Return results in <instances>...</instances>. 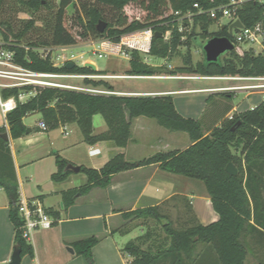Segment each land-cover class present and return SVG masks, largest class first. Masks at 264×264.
<instances>
[{
	"label": "trees",
	"instance_id": "1",
	"mask_svg": "<svg viewBox=\"0 0 264 264\" xmlns=\"http://www.w3.org/2000/svg\"><path fill=\"white\" fill-rule=\"evenodd\" d=\"M2 1L0 0V6ZM73 1L59 0L58 9L49 20L43 21L49 25L51 36L48 40L23 42L25 35L35 26V19L26 21L24 27L17 32L11 22L0 20V35L4 41L11 44L10 48L15 51L18 63L39 71L101 75L104 74L101 69L93 70L84 65L76 64L71 70L66 68V64L55 66L50 55L41 58L34 48L75 45L78 38H89L94 34L119 41L125 33L147 27H151L154 32L150 53L165 57L170 50L175 51L181 44L190 45L192 38H197L195 29H192L191 33L186 29L189 19L180 20V17L188 12H194V24L199 23L201 27L202 43L214 36H229L233 40V35L229 32L232 22L222 25L217 31H209L210 26L218 20L208 14H196L197 8L194 7L196 2L206 9L229 0H96L97 4L108 5L116 11V16L103 32L97 29L100 21L105 20L102 11L87 2H83L81 14L72 16L71 27L77 31L73 32L66 26L67 8ZM20 2L23 7L32 11L49 5L48 0ZM128 7H138L141 13H130ZM177 12L179 14H176ZM236 14L245 27L261 23L264 28V1L248 0L238 6ZM181 27L183 30H180ZM167 31H171L169 39L165 38ZM131 54L129 74L154 76L162 71L159 66L143 61L137 50L131 51ZM185 63L179 70H196L202 76L264 75V54L257 53L253 47H247L244 55H239L233 50L217 61H207L205 58L198 62L196 69H193L190 54L185 57ZM177 71L171 70L170 73L176 75ZM83 81L94 88L103 86L106 90L114 91V86L104 79L85 78ZM30 89L10 88L5 89L3 93L8 97ZM38 90L36 96L26 102H20L15 110L7 113L6 120L13 138L27 134L29 127L25 125L23 118L32 112L42 114L47 130L58 128L61 124L77 122L84 140L88 143L113 140L121 147L127 146L132 120L139 116L156 119L167 129L184 131L190 135L193 143L187 148L157 152L136 163L128 162L125 155L119 153L100 169L81 165L80 172L87 175L88 183L65 193L70 197V200L65 201V206H69L75 201L77 194H86L96 186L107 187L115 173L153 163L159 164L165 171L205 183L213 208L219 214V219L210 224L204 225L199 221L190 201L184 197L182 201L185 200L188 216V225L185 227H175L160 206L138 208L124 213L125 218H153L166 233V237L155 249L151 245L144 248L151 240V231L128 241L123 251L129 254L132 260L127 264H208L209 260V264H215V260L216 264H245L248 251L252 249L248 236L251 235L258 246L264 245V100L253 108L235 112L232 117L225 118L220 124L215 123L204 131L201 120L186 117L178 111L171 95L101 94L52 87ZM231 108L227 107L225 112H229ZM95 114L104 117L108 125L107 131L94 133ZM6 130L5 126L0 127V187L5 190L10 201L15 242L19 243L23 256H34L32 244L23 237L21 231L23 221L18 209L21 194L17 171L9 140L1 135ZM56 157L58 171L52 178L59 182L65 180L73 171L65 170L70 163L68 160L58 154ZM230 162L237 167V175L226 171ZM176 198L178 197L174 196L166 201V204ZM98 242L99 238L96 236L76 242L77 254L83 255L89 264H94L93 247ZM202 243L208 247L197 251V246ZM209 250L212 254H208ZM209 255L213 257V261Z\"/></svg>",
	"mask_w": 264,
	"mask_h": 264
},
{
	"label": "crops",
	"instance_id": "2",
	"mask_svg": "<svg viewBox=\"0 0 264 264\" xmlns=\"http://www.w3.org/2000/svg\"><path fill=\"white\" fill-rule=\"evenodd\" d=\"M224 24L225 22H220L219 27ZM130 67L128 65L125 68L127 74L115 75L114 73L112 75L113 72L109 71L105 78L164 80L188 78L175 75L166 77L129 75ZM97 68L99 69L98 65ZM194 78L234 82L200 87H171L165 83L129 86L123 83L122 88H119L116 84H111L114 86L115 93L113 94L117 95H171L173 99L176 95L186 92L227 93L228 90L235 91L234 95L228 92L232 98L238 93L241 96L245 93L246 100L239 102L245 106L241 110L253 108L260 103V100L250 98L251 95H254L253 97L264 95V92L260 90L243 87L226 89L230 86L249 84L250 81L243 79L229 76ZM251 101L256 102L250 105ZM238 108V105H233L231 110L225 112L219 119L228 116L232 111L239 110ZM178 111L181 112L179 109ZM33 114L41 117L35 119L33 123H27V117ZM41 121L43 119L40 112L26 115L23 122L32 128L31 132L13 138L6 116L0 109V127L5 126L9 134L20 194L27 199L40 200L55 221L51 227L35 231L29 240L34 248V256L29 254L23 256L22 264H88L83 255L77 254L76 242L91 236L99 238V242L93 247L95 264H127L132 257L124 252L123 248L128 241L137 238L142 233L137 232L138 228H130V225L138 218H125L124 213L150 206L167 208L173 202L166 204V201L174 196L178 197L176 198L178 203L183 200V197L188 199V191L191 187L189 184L184 185V175L165 171L157 163L136 166L115 173L111 183L105 188L96 186L86 194H77L75 201L65 206V201L70 200L65 193L85 186L88 183V177L82 172L73 171L63 181L53 180V174L58 171L56 156L61 155L74 165L100 169L119 153H123L128 162L136 163L157 152L185 149L193 143L190 135L189 139L184 140L185 135L183 138L180 137L181 132L184 131L170 130L161 126L156 119L139 116L132 120L129 143L121 147L113 140L86 142L77 122L61 124L55 129L42 130L39 126ZM93 127L95 134L108 130L107 122L101 114L94 115ZM37 128L40 129L39 132L34 130ZM34 132L37 134H32ZM147 147L154 149L148 155L144 151ZM197 196L199 200L197 203L189 201L199 221L204 225L217 221L219 214L213 208L208 190ZM15 244V227L10 218V201L5 190L0 187V264L9 263ZM70 248H73L74 252Z\"/></svg>",
	"mask_w": 264,
	"mask_h": 264
},
{
	"label": "rangeland",
	"instance_id": "3",
	"mask_svg": "<svg viewBox=\"0 0 264 264\" xmlns=\"http://www.w3.org/2000/svg\"><path fill=\"white\" fill-rule=\"evenodd\" d=\"M49 5L48 6H43L40 10L38 11H32L29 10L25 7H23L22 3L20 0H3L1 2L0 6V20H6L11 22V24L14 27V30L17 32L21 28L24 27L25 22L30 20V19H35L36 23L31 30L28 31V33L25 35L23 38L24 43H28L30 41L34 40H48L50 39V30H49V25L44 23V20H49L53 13L58 9V3L59 0H48ZM83 2L90 3L91 5H96L99 7V9L103 13V18L105 19L108 24L111 22L114 17L116 16V11L108 6V5H101L97 4L96 0H74L71 5L68 6L67 8V15H66V26L70 28L73 32L77 31L76 28L71 27V24L73 22V15L76 16L78 14H81L82 11V4ZM130 13H134L135 15H139L141 11L139 10L138 7H128L127 8ZM220 22H227V19H223L220 21H215L211 26H210V31H217L220 27ZM194 19L189 20V25L186 28L188 33H191L192 29H195L196 31V36L197 38H192V43L190 45L186 44H181L178 46V48L175 51L170 50L168 52V55L165 57L157 56V55H152L151 53H145V52H139L141 59L151 65L154 66H159L162 68V71L159 72L160 77H166V76H174L172 73H170L171 70H178L176 72L175 76H187L190 79H132V78H127V79H120V78H105L102 76H98L93 79H104L107 81H110V83L116 84L117 87L122 88V84H127L129 86H150V85H156V84H161L165 83L171 87H181V86H188V87H200V86H206V85H218V84H228L232 83L234 81H228V80H203V79H196L194 77H200L202 76L199 72L196 70L191 71V72H183L179 70L180 67H184L186 65L185 63V57L190 54L191 59H192V66L193 69H196L198 62H202L205 59V53L201 47L202 45V30L199 25V23L196 25L194 24ZM107 28V27H106ZM0 38L2 36L0 35ZM101 36L98 35H91L89 38H78V42L75 45H69L65 46V50L57 49L53 51V59L55 62L59 64V66L63 65V61H73L78 65H82L83 61L87 59L86 62H96L98 65L99 69H101L104 74L101 75H108L109 71H112L114 75H122V74H127L125 68L126 66L130 65V59L132 57V54L129 53L128 56L125 57V55H119V56H102L100 57L98 53H94V47H99L98 43H93L97 42L99 40H103ZM197 40V41H196ZM208 39L205 40V42ZM256 46V45H253ZM259 48V47H257ZM84 53V54H83ZM225 56V55H224ZM223 56V57H224ZM222 57V58H223ZM129 74V73H128ZM97 75V74H95ZM131 75V74H129ZM64 82H69L73 83L79 86H85V87H93L90 84H87L85 81H83L82 78H68V79H63ZM100 90H104L105 87L100 86L98 87ZM232 95L235 94V91H229ZM227 92V93H228ZM227 93H205V92H186L183 94L176 95L174 100V103L179 109L182 115L186 117H193L198 120H201L203 123V128L204 131H207L210 129L216 122L220 124L225 118L232 117V115L235 112H240L244 111L245 109L241 110L244 108V105H241L239 102H244L246 98H244L245 93L241 96L240 93L237 94L236 97L229 96ZM257 95V94H255ZM157 96V95H154ZM212 96L210 99L209 97ZM254 95H251L250 98L252 97L255 98V100H264V95H258L256 97H253ZM263 98V99H262ZM209 99V100H208ZM251 99V100H252ZM250 105L255 104L254 101H251ZM238 105L239 110L232 111L228 116L224 117L223 119L221 116L224 114L225 110L227 107H232L233 105ZM41 116L37 114H33L31 116H28L26 119L27 123H33L36 120L40 118ZM217 124V123H216ZM40 129L37 128L36 132H39ZM36 132L32 134H37ZM183 138L185 135L184 140L189 139V134L187 132H181ZM183 141V140H182ZM152 149L151 147L145 148L144 151L146 155L150 154ZM185 177V184L184 185H190V190L188 191L189 193V198L188 200L197 203L199 200L197 199V195L201 194L204 191H207L206 185L203 181L193 179L187 176ZM187 190V189H185ZM187 199V198H185ZM187 200V201H188ZM185 201V200H184ZM176 202L173 201L171 203V206L167 208H164L162 211L168 214V216L171 218L173 221L175 227H185L188 225L186 220H188V216L186 214V207H185V202ZM173 205V206H172ZM138 224V225H135ZM142 226V227H141ZM130 228H138L137 232L145 234L147 231H151V240L147 242L144 245V248H147L149 245L153 247V249L157 248L158 244L163 240V238L166 237V233L164 232L163 228L161 225L158 223L153 218H148L146 220L144 219H138L135 222H133L130 225ZM136 234V233H135ZM249 243L251 245V248L248 251L247 258L245 264H264V245H257L256 242L253 241V238L251 235L248 236ZM204 247H208L206 244H199L197 246V251H202ZM208 254H212V252L209 250ZM206 254V255H208ZM205 255V257H206ZM211 257V255H209ZM214 256V254H213ZM94 257V256H93ZM209 257V258H210ZM206 259V258H204ZM211 260L213 257L210 258ZM87 261V260H86ZM207 261V260H206ZM213 261V260H212ZM210 263V260L208 264ZM217 261L215 260V264ZM89 264V263H88ZM95 264V262H94Z\"/></svg>",
	"mask_w": 264,
	"mask_h": 264
},
{
	"label": "built area",
	"instance_id": "4",
	"mask_svg": "<svg viewBox=\"0 0 264 264\" xmlns=\"http://www.w3.org/2000/svg\"><path fill=\"white\" fill-rule=\"evenodd\" d=\"M248 0H229L228 2L220 3L217 6L211 8H203L199 2L194 4L197 8L196 14H208L212 18L218 21L227 19L225 24L234 23L239 20L236 17V11L238 6ZM264 1V0H258ZM176 14H179L177 12ZM194 12H188L180 17V20L193 19ZM183 30V27L180 28ZM154 35L153 29L147 27L144 29L125 33L121 36L119 41H113L109 38H104L97 42L99 47H94V53H98L102 56H128L133 50L138 52L150 53L152 37ZM171 31H167L165 38L169 39ZM234 50L239 55H244L247 47H253L257 53L264 54V28L261 23H257L253 27L235 28L233 33ZM256 45V46H253ZM11 44L7 43L0 38V109L6 116L7 113L15 110L20 102H26L31 97L38 94V88L52 87V88H65L74 89L80 91H86L91 93L101 94H113L115 91L100 90L94 87L79 86L73 83L64 82L63 79L68 78H96L98 76L105 77L106 75H94L86 73H64V72H46L34 70L29 67L23 66L15 59V51L10 48ZM259 47V48H257ZM28 50L29 47H26ZM61 49L65 50V46L53 45L48 47H35L34 50L39 52L41 58H46L49 55L55 66H59L53 59V51ZM84 54V53H83ZM85 59L82 65L87 62ZM67 60L63 61V65L67 64ZM62 65V66H63ZM224 77V76H222ZM228 77V76H226ZM230 78H238L250 81L249 84L243 86H230L226 89H233L243 87L244 89L260 90L264 92V75L259 76H229ZM30 87L28 91H22L18 95H10L6 97L4 95L5 89L10 88H23ZM42 130H47V125L44 121L39 123ZM19 214L22 218L23 224L21 231L23 237L27 241L31 240L35 231L41 228H48L54 224V219L49 215L43 203L38 199H27L21 196L18 204Z\"/></svg>",
	"mask_w": 264,
	"mask_h": 264
},
{
	"label": "water",
	"instance_id": "5",
	"mask_svg": "<svg viewBox=\"0 0 264 264\" xmlns=\"http://www.w3.org/2000/svg\"><path fill=\"white\" fill-rule=\"evenodd\" d=\"M107 25L108 23L106 21H100V23L97 26V29L100 32H103L107 27ZM243 27H244L243 23L240 20H236L234 23H232L229 26V32L231 35H233L235 28H243ZM201 47L205 53V58L207 61H217L221 59L224 55L229 53L230 51L234 50V43L232 42L229 36H214L208 39L206 42L202 43ZM75 66L76 63L73 61H68L66 64V68L69 70L73 69ZM84 66L91 67L93 70L98 69L97 65L94 62H87ZM31 130L32 128L29 127L27 129V133H30ZM1 135L5 139L9 140L8 131L3 132ZM65 170L80 172L81 166L68 163ZM226 171L231 175L238 174V169L232 162L228 163V165L226 166ZM70 250L74 252L73 248H70ZM22 258H23L22 249L19 243H16L12 257L8 264H22Z\"/></svg>",
	"mask_w": 264,
	"mask_h": 264
}]
</instances>
